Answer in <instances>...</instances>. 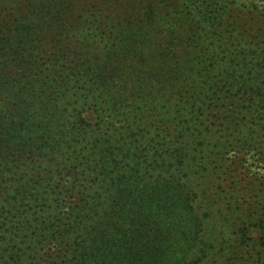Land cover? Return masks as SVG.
<instances>
[{
	"label": "trees",
	"instance_id": "1",
	"mask_svg": "<svg viewBox=\"0 0 264 264\" xmlns=\"http://www.w3.org/2000/svg\"><path fill=\"white\" fill-rule=\"evenodd\" d=\"M0 264H264V0H0Z\"/></svg>",
	"mask_w": 264,
	"mask_h": 264
}]
</instances>
